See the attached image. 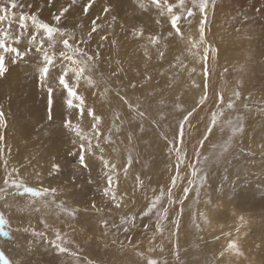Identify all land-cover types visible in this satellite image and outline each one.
Listing matches in <instances>:
<instances>
[{"label": "rangeland", "instance_id": "1", "mask_svg": "<svg viewBox=\"0 0 264 264\" xmlns=\"http://www.w3.org/2000/svg\"><path fill=\"white\" fill-rule=\"evenodd\" d=\"M11 2L9 12L0 13L6 17L0 22L5 32L0 38L5 47L27 55L12 63L16 54L0 48L8 68L0 82H4L5 100L10 104L5 112L0 109L4 130L30 144L31 134L39 127L52 126L59 143L56 154L64 157L52 176L61 172L58 180L67 182V189L77 190L84 203L86 198H95L106 208L112 205L111 194L104 195L106 172L91 175L93 163L95 167L99 163L91 157L112 161L115 178L125 188L117 200L122 202L121 211L115 219L104 217L117 227L105 228L101 219L95 227L84 223L78 206H71L56 190L47 188L49 194L38 197L34 205L18 196H32L24 188L40 190L37 186L22 178L16 179L22 184L19 188L0 183L4 189L0 191V216L8 233L0 232V253L10 264H264V0H209L202 46L197 43L202 16L193 0H94L88 16L82 9L88 0H76L75 5L72 0H52L51 5L48 0H14L22 5L16 9H11ZM4 3L0 0V6ZM64 7L69 11L57 22L53 15ZM105 7L109 12L103 11ZM189 8L192 16H188ZM21 14L29 17L24 28L19 23ZM33 14L39 22L61 30L53 34L51 47L43 29L32 24ZM172 15L179 18V35L171 26ZM96 17L99 27L89 36ZM34 34L36 43L29 45ZM41 39L42 47L57 58L54 74L59 53L68 51L64 39L73 49L79 47L93 57L88 62L90 71L86 66L84 73L92 83L81 79L76 89L94 115L102 116V140H90L91 151H87V138H92L88 133L94 130L92 117L86 110L84 141L71 135L65 122L79 109H69L67 93L62 94L53 80L49 84L54 89L55 117L46 118L48 92L39 82L42 54L36 52ZM224 45L231 53H223ZM209 46L208 98L200 104L205 85L202 57ZM238 63L248 68L240 77L236 76ZM162 79L167 80L166 86L159 87ZM182 83L191 86V93L188 89L178 92ZM217 94L224 97L222 106L215 103ZM76 101L73 98L74 105ZM228 101L234 107L228 108ZM213 113H217L215 124H211ZM186 116L188 121H184ZM31 117L46 118L44 125L49 124H32ZM182 121L185 135L181 143L177 134ZM237 121L242 130H234ZM209 125L211 133L206 131ZM204 135L208 139L201 145ZM82 142L87 168L78 163ZM178 159L183 160L179 171ZM157 197L156 207L148 211ZM145 211L147 215H141ZM125 215H134L135 221L122 225ZM33 231L43 233V238ZM52 241L67 251H59ZM230 243L236 247L229 248Z\"/></svg>", "mask_w": 264, "mask_h": 264}, {"label": "snow or ice", "instance_id": "2", "mask_svg": "<svg viewBox=\"0 0 264 264\" xmlns=\"http://www.w3.org/2000/svg\"><path fill=\"white\" fill-rule=\"evenodd\" d=\"M52 0H48V3L51 5ZM194 2V6L199 8V12L201 13V20H200V26H199V41L197 42L199 45H203L205 43V39H204V28H205V22H206V18H207V13H206V8L208 6V2L209 0H198V3L196 2V0H193ZM93 3L94 0H88L87 3L83 4L82 9H83V13L85 16L89 15L90 9L93 7ZM153 3H158V0H153ZM181 3H183V0H181ZM76 4V0H72V5ZM72 5H69V7H72ZM11 9H16L17 7H22V5H18L16 2H11L10 4ZM29 7H31L29 5ZM69 7H64L60 10L59 15H53V19L56 20L57 22H59L61 20V17H63L65 15V13H67L69 11ZM10 10L9 8V3L8 0H5V3L0 6V13H8ZM103 11L105 13L109 12V9L107 7H105L103 9ZM168 12L171 14V7L168 8ZM187 13L188 16H192L193 15V11L191 8L187 9ZM5 15H0V22L5 20ZM29 17H27L24 14H21L19 17V23H20V27L24 28L25 27V21L28 20ZM31 22L33 25H35L38 29H43L44 33L47 35L48 40H49V47L52 46V41H53V34L56 32H61V30L59 28H55L50 26L49 24L46 23H41L37 20L36 15H32L30 17ZM99 17H96L95 19H93L91 21L92 23V29L91 32L89 33V36H91L92 32H96L97 28L99 27V25L97 24V20H99ZM178 17L175 15L171 16V26L173 29L176 30L177 35L180 34V29L177 27V21H178ZM62 35H64V33H61ZM5 32L3 30H0V37L4 36ZM8 36H10V33H7ZM169 35H171V33H169ZM105 39V37H101V40ZM17 42H19V37L16 38ZM153 43H155V37L152 38ZM29 45H32L34 43H36L35 41V34L33 35V38L30 39L28 41ZM62 43L64 45V48L67 49L68 51H61L59 53V68L58 71L55 72V69H57V58L54 54L50 55L48 50L44 47H42V45L44 44V40L41 39L39 41V43L36 46V52L39 54H42V66L38 67V71H39V82L41 83L42 87L47 88V92H48V119L51 120L52 119V111H53V93H54V89L51 86V84H49V80H53L55 82L58 83V85L61 87V93L63 94L64 92L67 93V105L69 108L72 107H79L80 108V114L83 115L84 113V109L83 107H81L80 105H74L73 102V98H76L78 100L81 101V103L83 102V98L79 96V93L77 92V86L79 84V82L81 81V79L86 80L89 84L92 83V81L90 80L89 77H86L84 75L85 73V67L88 66V70L90 71V65L88 64V62H91L93 60L92 56H88L86 52L83 51V49L77 47V48H72V45L69 44V40L68 39H64L62 40ZM79 43V42H77ZM86 43V41L84 42ZM197 45H193V47H195ZM0 48H3V50L5 52H9V53H15L16 56L13 58L12 63H16V59L19 58L21 60L24 59V57L27 55V52H22L19 51L17 48L15 47H5V41L4 39L0 38ZM209 51H210V46L204 48V56L202 57V59L205 61V69H204V75H205V85H204V91H203V95L201 96V99L199 101L200 104H204L208 98V79H207V75H208V67H207V60L209 58ZM211 51L214 53V49H211ZM98 55V53H97ZM84 57H86V60L84 59ZM7 71L5 64H4V56L3 54H0V76H3L5 74V72ZM233 96L236 98H239L240 94L238 92H233ZM121 99H123V97H121ZM223 101H224V97L220 94L216 95V99H215V103L218 105H223ZM227 107L228 108H232L234 107L232 101H228L227 103ZM87 115L89 117H92V119L94 121H96V123H93L92 128L95 130L97 129V124L100 120L99 116L94 115L93 111L91 108L87 109ZM189 116L191 115V113L188 114ZM216 115L217 113H213V118L211 121V124H215L216 121ZM184 121H188V117L186 116L184 118ZM184 121L181 122L180 124V131L177 134V140L178 142L183 141V137L185 135V125H184ZM190 123V121H189ZM5 124L4 121V117H3V113H0V127H3ZM65 126L72 129L73 131L76 132V135L80 137L81 141H84L86 139V137L84 135H82L80 133V131L77 130L76 127H74L69 121L65 122ZM235 131H239L242 130V124L237 121V125L236 128L234 129ZM206 131L208 133H211L213 131V128L211 127V125H209L206 129ZM96 136H99V131L95 132ZM4 137H3V133L0 132V141H3ZM89 139V143L87 145V151H91L92 150V145L90 142V138ZM208 139L207 135H204L203 139H201L199 141V143L201 145H203L204 141ZM73 143H75V141H73ZM3 149L0 148V153H2ZM71 154V153H69ZM196 154L202 155V153H200L198 150L196 152ZM131 161H129L130 163ZM79 165L87 168L88 165L85 163V144L82 142L80 144V152H79V160H78ZM183 163L182 159H178L177 160V169L179 171V165ZM104 166L108 167V162L104 161ZM52 169L54 171H58L60 166L56 163H53L51 165ZM127 167V166H126ZM15 171V169H14ZM52 173L50 172L49 175H51ZM39 175V174H37ZM107 178H108V184L109 187L105 188L104 190V195L107 196L111 190V186L113 183V177L111 174L106 173ZM175 177H173V183H175ZM201 180L204 179V177H200ZM192 181L190 180L189 183H191ZM9 183H11L12 185L16 186L17 188L22 187V184L20 182H18L16 179H13L11 177V174H8L4 177V184L8 185ZM4 189H0V191H3ZM25 192H29L31 193L32 196L34 197H41L42 195H47L49 194L50 190L47 188H44L42 190H37L35 188H24ZM55 189H51V192H54ZM171 191V190H169ZM185 195L188 192V188L184 189ZM112 198L113 200H115V193H112ZM159 200V197L156 198V200H154L148 208V211H150L152 208L156 207V202ZM117 208L120 207L119 203H116L115 205ZM93 207H95V205H93ZM97 211H102L101 209H97ZM166 211V210H165ZM141 215H147V211L141 213ZM101 223L105 228H109V227H117L115 225V223H112L111 225L109 224V221L104 218L101 217ZM243 219V218H241ZM135 221V216L134 215H125L121 217V224L122 225H128L132 222ZM145 228L148 227V225H144ZM157 229L159 230V225H157ZM129 230V228L127 226L124 227V231L127 232ZM22 231L24 232H28L29 229L28 228H23ZM0 232H2L4 235H7L8 233L6 231H4V221L2 216H0ZM33 235L34 236H39L41 238H43V233H36L35 231H33ZM59 235H57V239H59ZM31 243V242H30ZM53 245L56 246L59 251L64 252L67 251L65 248L59 247V245H56L55 241H52ZM236 245L235 243H230L229 244V248H235ZM0 264H10V261L8 259H6L5 255L3 253H0ZM24 264H26V262H24ZM149 264H154L153 261H150Z\"/></svg>", "mask_w": 264, "mask_h": 264}, {"label": "bare ground", "instance_id": "3", "mask_svg": "<svg viewBox=\"0 0 264 264\" xmlns=\"http://www.w3.org/2000/svg\"><path fill=\"white\" fill-rule=\"evenodd\" d=\"M222 42L224 44H226L227 46H229L228 42L227 43L224 41H222ZM232 43L233 42H231V45H232ZM226 45L221 47V50L223 51V53H226L227 51L230 52L229 48H227ZM233 49H235V48H233ZM197 51L198 50H195L194 52L198 53L199 51L198 52ZM237 65L236 66L234 65L235 67H237L236 76L240 77L241 71H242V73H246V70L248 68H247V66H244V67H243V65L240 66L239 63ZM235 67H232V71H233V68H235ZM166 83H167V80L162 79L161 85L159 87L164 86ZM3 86H4V82H0V109L5 112L7 109V106L10 104H9V100H8V102L5 100V98L8 95L5 94ZM163 88H165V87H163ZM186 89H188V91H187L188 93H191V86L188 87L187 83H182V86H181V88H179L178 92H183ZM76 105H80L81 107H83L84 113H83V115H81L80 114V108L78 107L79 111L77 113H74L73 116H71V119H69V122L74 127H76L77 130L80 131L81 134H83L84 129L85 128L87 129V116L85 114V111L87 110L88 105L85 104L84 100L81 103V101L78 99L76 101ZM98 116L100 117V120L97 124V129L88 133V135L92 137V138H90V140H94V141L102 140V138L100 139V135L99 136L95 135L96 131H99V134H100V132L102 130V125H101V117L102 116L100 114ZM54 117H55V115L52 116L51 120H54ZM46 118L48 119V117H46ZM46 118L36 119V118L31 117L29 120H31L32 124H35V125L42 124L44 127L45 125L49 124V122H47V123L45 122V125H44V120ZM93 122L96 123V121H94V120H93ZM12 126H13V123H12ZM66 129L75 138H80L79 136H76V132L73 131L72 129H70L68 127ZM18 131H20V130H18ZM54 131L55 130L52 129V126H49V125L46 126L44 130H43V128L39 127V129L37 131H35L33 134H31V137L34 136L33 142H30V144H28L26 141L21 139V136L13 135V132L11 130L6 132V130H4V126L0 127V132L3 133V137H4L3 141H0V148L3 149L2 153H0V183L4 184V177L8 174H11V177L13 179L22 178L26 182H28L29 184L37 186L38 188H40V190H42L44 188L55 189L56 195L63 197L66 200V202H68L71 206L72 205L78 206L79 213L81 214L84 223L89 221V223L91 225H93L94 227L100 222L101 217H107V218L116 217L117 211H121L120 209L122 207L117 208L115 205H116V203H119V202H117V200H119L121 198V197H119V192L124 190L123 189L124 186L122 185L120 178L119 179L115 178V173H114L115 165H114V163L112 161H109L106 159H101V158L99 159L96 157H91V159H93V160L94 159L99 160V163H97L96 167L94 166V163H93V167L90 168L91 169V172H90L91 175L98 177L99 173L106 172L108 174H111L112 177H114L113 183L111 186V190L109 192V194H111V196H110V199H111L110 203H112V205H110L111 207L109 206V208L107 207L108 208L107 209L105 206L101 205L100 200H98L96 202L95 198H93V200L90 198L89 199L86 198L85 203H84V198L81 200L80 193L77 190L67 189L65 187L67 182H65L63 180H58V179L62 178V177H60L61 172H60L59 176L57 175L56 178H54V176H52V174L49 175V173L53 171L51 165L53 163H58L62 158H64V157L61 158V156L56 154V150L59 146V143H58V139L54 138V136H55ZM20 135H22V134L20 133ZM29 140H30V138H29ZM33 144L35 147L31 149V147H33ZM87 156L88 155L85 153V157H87ZM125 159H127V158L125 157ZM129 160H131V159H129ZM104 161L108 162V167L104 166ZM89 164H91V163H89ZM120 164L121 163H119V165ZM62 165H63V163H62ZM14 169H15V171H14ZM63 170H64V168H63ZM124 170H126V169H124ZM115 171H116V168H115ZM119 172H121V171H119ZM37 174H39V175H37ZM117 176H118V174H117ZM77 178H78V176H77ZM107 184H108V182H107ZM108 187H109V184H108ZM127 189H128V187H127ZM137 189H139V187ZM113 192L115 193V200H113V198H112ZM85 194H83L84 197H85ZM18 199L19 200L23 199L26 202V204H29V202L31 201L34 203V205H35V202L38 204V200H39L38 197H32L29 195L18 196ZM104 199H106V198H104ZM90 201L91 202L93 201V204L91 206H89V203H91ZM106 202L107 201H105L104 204ZM42 204H43V202H42ZM93 205H95V207H93ZM121 205H122V202H121L120 206ZM131 206H133V205H131ZM37 207H39V205H37ZM97 209H101L102 211L98 212ZM25 210H26V208H25ZM113 219H115V218H113ZM213 224H214V222H213ZM95 229H93L94 232H95ZM89 232H91V230ZM27 244H28V242H27Z\"/></svg>", "mask_w": 264, "mask_h": 264}]
</instances>
